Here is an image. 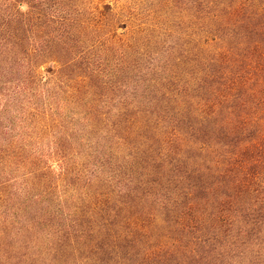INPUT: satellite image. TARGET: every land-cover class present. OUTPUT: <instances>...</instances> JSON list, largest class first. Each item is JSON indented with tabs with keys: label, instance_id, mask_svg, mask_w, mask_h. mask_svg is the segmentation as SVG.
Returning <instances> with one entry per match:
<instances>
[{
	"label": "trees",
	"instance_id": "obj_1",
	"mask_svg": "<svg viewBox=\"0 0 264 264\" xmlns=\"http://www.w3.org/2000/svg\"><path fill=\"white\" fill-rule=\"evenodd\" d=\"M0 264H264V0H0Z\"/></svg>",
	"mask_w": 264,
	"mask_h": 264
}]
</instances>
